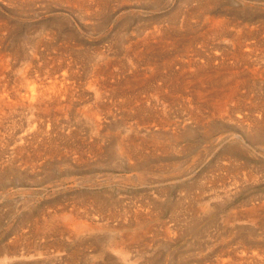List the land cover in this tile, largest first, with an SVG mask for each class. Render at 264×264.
<instances>
[{
  "label": "rangeland",
  "instance_id": "rangeland-1",
  "mask_svg": "<svg viewBox=\"0 0 264 264\" xmlns=\"http://www.w3.org/2000/svg\"><path fill=\"white\" fill-rule=\"evenodd\" d=\"M0 36L4 52L38 44L40 63L72 62L79 84L55 123L60 152L34 171L1 156L2 264H119L109 243L124 232L141 233L133 264H210L237 242L264 250V0H0ZM93 72L110 113L98 128L83 116ZM127 134L138 139L128 159L114 146ZM88 135L96 154H65ZM64 214L94 228L75 233Z\"/></svg>",
  "mask_w": 264,
  "mask_h": 264
},
{
  "label": "bare ground",
  "instance_id": "bare-ground-1",
  "mask_svg": "<svg viewBox=\"0 0 264 264\" xmlns=\"http://www.w3.org/2000/svg\"><path fill=\"white\" fill-rule=\"evenodd\" d=\"M218 27H217V29H218ZM156 29H157V27H156ZM148 30H146L148 32L144 33V36H142L141 38H138L139 40L136 39L132 43L134 46H133L130 53H133V52L139 53L140 52V49L137 48L138 44L142 45V46H144V45L148 46V44L150 43V40L153 39L156 35V33H154L155 30L154 31H153V29H151L152 31H150V29H148ZM157 32H159V31L157 30ZM159 37H161V36H159ZM1 41H2V36H0V42ZM152 42H153V40H152ZM128 44H130V43H128ZM132 44H130V45H132ZM37 45L34 44L31 46V48H30L31 51L28 52L29 56L27 55L26 57L21 56L22 54L19 56L18 53H16V52L15 53L4 52V51H2V49L0 47V162L2 161L1 156L4 153V160L3 161L9 165L16 166L19 170L30 169V170L34 171V170L38 169L37 167H39V164L45 158L46 155L52 156L56 152L61 151V149H60L61 147L59 145L60 144L59 143L60 135L62 136V134H64L65 132L62 134L60 131H59L60 133L56 132L55 130H57V128L55 126V123L58 120V115H62V116L65 115L66 116L69 113L70 108L75 101L74 96L77 95V94L75 95L77 87H79V84L78 85L75 84V82H76L75 81L76 80L75 73L76 72H74L72 70L73 69L72 68L73 66L71 64L72 62L71 63H69V62L68 63H62L63 61H59V60H56V62H54V59L50 58L49 61L45 60L44 62L40 63L39 60H41L42 58L39 56V54H41V52L39 53V51H38L39 45L38 46ZM46 45H45V47H46ZM130 45H129V48H130ZM65 46H67V45H64V47ZM126 48H127V46H126ZM136 48L139 49V51H137ZM144 48H145V46H144ZM44 49H46V48H44ZM147 49H149V48H147ZM47 50H49V49H47ZM41 51H42V49H41ZM146 52L147 51H145V54H146ZM59 53H60V51H59ZM128 54H127V56H128ZM45 55H46V53H45ZM129 55H131V54H129ZM234 57H235V55H234ZM39 58H41V59H39ZM132 58H130V60H129L130 62H132ZM134 59H136V58L134 57ZM143 59H144V57H143ZM134 61H133V63H134ZM147 61H148V59H147ZM74 63H76V62H74ZM12 69L14 70L15 73H17L16 78L14 77V79H17V81H15V80H13V81L18 82V83L10 82L9 79L7 78V72L12 70ZM104 76L102 74V77H104ZM102 77L98 74H95V72H93V76H92L91 81L89 80L87 85L84 88L85 92L86 91H92L93 92L92 96H93L94 100L90 103L87 102L83 106V108H84V112L82 111L84 114L83 116H85L86 119L90 120L91 123L97 128L101 124L102 120H106L105 118H107L108 117L107 115L110 114L109 111L107 112V110H105V109L103 111V108H102L104 106L103 102H105L102 100H104L106 98V97L104 98L103 95H105V93L107 92V86L105 84V81H103ZM82 78H84V77H82ZM107 81H108V79H107ZM109 88H111V87H109ZM155 88L157 89V87H155ZM82 89H83V86H82L81 90ZM81 92L82 91H80V93ZM109 92H110V90H109ZM110 93H112V92H110ZM108 94L109 93H107L106 95H108ZM83 95H82V97H83ZM88 96H87V99H88ZM80 98H81V96H80ZM83 99H84V97H83ZM81 101H82V98H81ZM133 101H135V100H133ZM112 102H113V100H112ZM118 102H119V100H118ZM78 105H79V103H78ZM75 107H73V108H75ZM162 121H164V119L161 120V124H163ZM159 124L160 123H158V125ZM74 129H76V127H74ZM98 132H99V130H98ZM68 135H70V134H68ZM129 135L127 134L124 136H120V140L115 142V144H114L116 153H118V155H120L122 158L125 157L127 159L130 155H133L132 152H134L136 150V148H137L136 142L138 141V139H136L137 141L135 142V140L133 138H131ZM89 138H90V140L88 141L89 143L88 142L87 143L90 145V144H92V142H94L95 138L92 135H88V137L86 139H89ZM71 139H72V137H71ZM82 140H85V138H83ZM73 142H75V141H73ZM70 143H72V142H70ZM82 144L84 145V143H82ZM82 144H80V145H82ZM96 144H97V142H96ZM72 145H66L65 147H63L65 154L66 153L71 154L73 156V158H75V159L80 158V160H81V157H89L90 155H88V154H93V153L96 154L101 149V146H99V145L94 146L95 144H92L91 146H86V143H85V146H81V147H79L78 144H75L76 146H72ZM142 153H143V151H142ZM139 154H140V152H139ZM0 166H1V163H0ZM1 172L2 171H0V174H1ZM263 204H261V205H263ZM257 212H259L258 208L252 206L246 211V213H245L246 216H244V217H246V220L248 219V220L255 222L257 219V214H256ZM76 214H78V213H76ZM56 216H58V215H56ZM60 216L63 219V221H66L67 218L70 219L71 222H70L69 226H72L73 231L75 233H80V232L87 231L89 229L94 228L91 221H89V222L79 221L78 218H76V216L72 217L73 215L69 216L67 214L60 215ZM104 217H106V216H104ZM59 221H60V219H59ZM48 223H49V225L51 224L50 222H48ZM65 223H66V225H68L67 222H65ZM39 225H40V223H39ZM63 226L65 227L64 224H63ZM40 227H39V229H41ZM48 227H47V229H48ZM29 229H30V227H29ZM34 231H36V230H34ZM140 234L141 233H139V232H134L132 234H128L125 232L119 233L118 239L109 243V245H110L109 248L112 251V253H114L118 256L119 264H133V262H131L127 258H125V253L128 252V250H127L128 244H129L128 241H130L132 239L136 240L140 236ZM263 240H264V238H263ZM15 241L18 242L17 240H15ZM34 243H36V241H34ZM22 246H23V244H22ZM10 247H12V246L10 245ZM18 249L19 248H17V250ZM54 249H58V248H54ZM32 250H34V249H32ZM13 252H15V251H13ZM13 252L11 254H13ZM47 253H49V252H47ZM16 254L17 255H15L14 257L16 259L20 260L21 258H27L28 251L26 253L24 252V254L21 252L16 253ZM32 255L34 256L33 253H32ZM217 255H219V256H217V258L213 262H211L210 264H264V250L256 248V247L253 248L252 245L248 244L247 242H244V243L237 242V244L234 246L230 245V247L228 249L223 250V252L221 254H217ZM0 264H2V262H0Z\"/></svg>",
  "mask_w": 264,
  "mask_h": 264
}]
</instances>
